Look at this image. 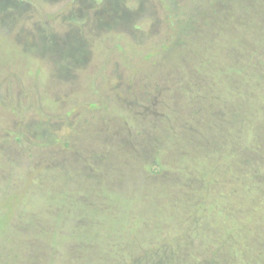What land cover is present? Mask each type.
<instances>
[{
	"label": "rangeland",
	"instance_id": "374dc122",
	"mask_svg": "<svg viewBox=\"0 0 264 264\" xmlns=\"http://www.w3.org/2000/svg\"><path fill=\"white\" fill-rule=\"evenodd\" d=\"M0 264H264V0H0Z\"/></svg>",
	"mask_w": 264,
	"mask_h": 264
}]
</instances>
